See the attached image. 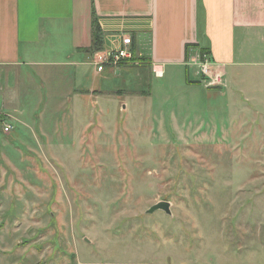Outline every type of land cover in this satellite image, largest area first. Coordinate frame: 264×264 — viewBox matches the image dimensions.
Segmentation results:
<instances>
[{
  "label": "rangeland",
  "instance_id": "rangeland-1",
  "mask_svg": "<svg viewBox=\"0 0 264 264\" xmlns=\"http://www.w3.org/2000/svg\"><path fill=\"white\" fill-rule=\"evenodd\" d=\"M128 67L138 98L0 114V264H264V86Z\"/></svg>",
  "mask_w": 264,
  "mask_h": 264
},
{
  "label": "crops",
  "instance_id": "crops-1",
  "mask_svg": "<svg viewBox=\"0 0 264 264\" xmlns=\"http://www.w3.org/2000/svg\"><path fill=\"white\" fill-rule=\"evenodd\" d=\"M93 17L102 51L128 48L132 60L97 70L88 50ZM187 45L196 46L191 58L208 51L206 86H264V0H0V114L17 121L12 112L33 86H49L52 105L67 104L72 115L99 110L103 97L125 89L122 103L138 98L118 71L184 68Z\"/></svg>",
  "mask_w": 264,
  "mask_h": 264
},
{
  "label": "built area",
  "instance_id": "built-area-1",
  "mask_svg": "<svg viewBox=\"0 0 264 264\" xmlns=\"http://www.w3.org/2000/svg\"><path fill=\"white\" fill-rule=\"evenodd\" d=\"M132 54L130 49H121L114 51H101L96 54L94 63L97 66L99 72H103L107 67L117 68L126 60H132ZM191 61L193 64L197 65L200 68V71L204 75H209L210 73V58L208 54H202L199 51H196L192 54ZM154 73L157 77H162L163 72L160 69H155ZM12 126L8 125L4 128L5 133L12 131Z\"/></svg>",
  "mask_w": 264,
  "mask_h": 264
},
{
  "label": "trees",
  "instance_id": "trees-1",
  "mask_svg": "<svg viewBox=\"0 0 264 264\" xmlns=\"http://www.w3.org/2000/svg\"><path fill=\"white\" fill-rule=\"evenodd\" d=\"M104 47V38L101 26L99 25L98 21L94 19L92 21V45L88 49L93 53H99L103 50ZM196 46L193 45H187L186 46V59L187 61L191 58V51L192 49H195ZM199 52L202 54H207L208 51L205 49H200Z\"/></svg>",
  "mask_w": 264,
  "mask_h": 264
},
{
  "label": "water",
  "instance_id": "water-1",
  "mask_svg": "<svg viewBox=\"0 0 264 264\" xmlns=\"http://www.w3.org/2000/svg\"><path fill=\"white\" fill-rule=\"evenodd\" d=\"M158 211H163L166 214L171 215L172 214L171 203L168 201L158 202L157 204L151 206L149 210H147V214H154Z\"/></svg>",
  "mask_w": 264,
  "mask_h": 264
}]
</instances>
